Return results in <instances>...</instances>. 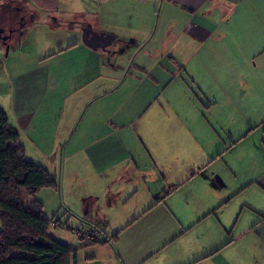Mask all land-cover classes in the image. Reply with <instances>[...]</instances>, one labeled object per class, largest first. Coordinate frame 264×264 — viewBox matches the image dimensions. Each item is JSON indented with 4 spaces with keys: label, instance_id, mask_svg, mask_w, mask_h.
Instances as JSON below:
<instances>
[{
    "label": "crops",
    "instance_id": "0c3cea01",
    "mask_svg": "<svg viewBox=\"0 0 264 264\" xmlns=\"http://www.w3.org/2000/svg\"><path fill=\"white\" fill-rule=\"evenodd\" d=\"M140 1L156 2L162 32L154 19L136 18L125 34L106 26L133 13L107 8L118 0H0V27L23 31L11 47L22 50L38 26L43 56L59 53L52 65L0 58V106L25 131L39 113V162L58 180L66 216L107 240L78 236L71 264H264V0ZM88 25L115 39L88 46L81 29ZM140 48L139 63L131 54L123 66L119 56ZM244 107L262 149L248 155L241 176V160L229 154L245 138L222 154L217 136L221 120ZM246 229L260 239L252 254L244 241L243 251L233 249Z\"/></svg>",
    "mask_w": 264,
    "mask_h": 264
},
{
    "label": "rangeland",
    "instance_id": "374dc122",
    "mask_svg": "<svg viewBox=\"0 0 264 264\" xmlns=\"http://www.w3.org/2000/svg\"><path fill=\"white\" fill-rule=\"evenodd\" d=\"M15 3H16V6H14V8L18 9L17 7L20 6V2L15 1ZM111 5L109 4L107 8L114 9V11L122 10L124 13L130 10L131 12H133V13H127L126 15L128 16V19H125V20L120 19L118 21H109L108 23H106L107 19L104 18V22L106 23V26L109 25V28L111 29L112 27L115 28V30L121 34H125L126 32L132 31V28H134L135 26H133L131 22L136 21V18L140 19L146 24H153V19L158 17L157 15L155 16L152 13L154 11L153 7L154 5H156V2H153V1L141 2L140 0H118V2H115L114 4H111ZM136 10H139L142 13H139V15H135L134 11ZM106 11L108 13L110 10H106ZM118 11L116 12L119 13ZM25 13L28 14V12H25ZM27 14H25V16H27ZM154 20L160 21L159 24L161 25V32H162L164 21H162L161 18L154 19ZM149 26L146 25V27H149ZM22 33L23 31H20L19 29H17L14 32V37L10 40V43H9V46H10L9 51H7L6 46L4 47V43L0 41V45H3L5 49L4 51H2V53H0L1 60L3 62L5 61L9 62L10 66H12L14 61L18 62L21 60V62L24 63L28 59H31V58L35 59L36 62L40 61L41 62L40 64L44 63V64L52 65L53 63H50V60L56 57L59 53L52 55V56H47V55L43 56V52L45 51L47 46L46 48L44 47L43 49L37 48L38 44L39 46H42L39 41L40 32H39L38 26H35L33 29L28 31V34H27L29 37L28 43H26L22 49L24 50V53L22 52L20 47L18 48L11 47V45L18 44L19 41L23 40ZM77 37H80V35ZM124 38L130 39L132 37L128 36ZM47 39L48 38L45 37V40ZM154 41H157V42L154 43ZM151 42L155 45L156 44L160 45L159 44L160 39H158L157 36H155ZM169 45H170V41L166 43L164 46H162L161 48H159L158 49L159 52L165 50V48L169 47ZM55 48L50 47L49 49L55 50ZM154 48L155 46L152 47V49ZM132 52L133 50H129L125 52L123 55L119 56V59L121 60L123 66L124 65L126 66L128 64L131 58V54H132L131 62H134V60H136L137 58L142 57L141 48L136 54L135 52L134 53ZM76 53L78 52L77 51L70 52V54L65 57H71V58L75 57L76 58L77 57ZM135 62H137V60ZM141 82H144L143 83L144 85V84H147V82H151V79L144 78L143 80H141ZM126 86L128 89L130 88L128 85ZM62 90H66V87H63ZM63 94L64 93H62V96L60 95V105L57 106L59 112L64 111V108L66 107V95H63ZM241 100L242 99H240L239 102ZM128 104L131 107V103L128 102ZM9 106L12 108L13 103L11 102ZM84 113L85 112L82 113L83 114L82 117H84V121H87V116ZM191 114L193 115L194 121H198V118L202 116L201 112L198 109L193 110L191 108ZM207 114L209 115V117H211L212 115L216 117V110L207 111ZM227 114H224L223 110H219V115L221 117H225ZM40 122L45 123L43 119H40ZM221 122L218 128L219 136H217V142L219 144V148H217V152H220L222 154L228 153L235 146L234 143L236 144L245 138L242 141V144L237 145V147L235 148V151L229 154V155L235 154L237 158L241 160V167L237 170V173L242 176V172L245 173L250 168V167L248 168V155H249V159L251 160V156H254L258 151L262 149V142H260L261 141L260 132H255L252 135V133L255 131V129H253L252 127L255 124L254 114L249 107H244L242 110L236 109V112L234 114L227 115V117L223 119V123ZM24 125H26V121L24 122ZM13 126L16 129H18L21 134L20 142L23 144L26 157L28 159L33 160L37 164H41V162H39V139H38L39 113H35V120L33 123L30 124L27 131H25V129L22 127L18 118L15 119ZM27 127L28 126L26 125V128ZM40 129L42 130V128ZM64 147L65 149H67L68 146H64ZM263 155L264 153H262L261 158L263 157ZM237 183H238L237 179L232 181V184L234 187L237 186ZM23 198L28 201L33 200V198L27 197L25 196V194H23ZM34 199L40 202H42L41 200H43L42 203L45 209L44 212L48 217L53 218L55 221H58L57 219H61L62 221V223H59L58 226L56 227L52 226L50 228V234L51 235L54 234L55 238H57L58 236L57 239L61 240L62 242L66 244L69 243L68 245L76 244V243L79 244L78 241L80 240V238L78 237L77 232L78 230H83L82 227H84L83 226L84 223L81 222L80 220L71 218V216H66L68 215V210L65 207V203H63L62 198H60V195L57 194V190L55 188H46V187L42 188L37 191V193L34 196ZM228 211L230 212V209ZM69 218H71V220H69ZM0 228H1V225H0ZM230 230L232 231V228H230ZM236 233H239L238 230H235L234 232H230L229 234H227L228 240H230ZM243 234H244V238H241L239 241H237L236 244L233 245V249H235L237 253H240V251H243L242 241H244V244H245L244 251H247L251 254L254 253L256 246L260 242L259 237L254 232L249 231V229H246L245 233Z\"/></svg>",
    "mask_w": 264,
    "mask_h": 264
},
{
    "label": "trees",
    "instance_id": "16d2710c",
    "mask_svg": "<svg viewBox=\"0 0 264 264\" xmlns=\"http://www.w3.org/2000/svg\"><path fill=\"white\" fill-rule=\"evenodd\" d=\"M58 184L46 168L26 157L19 131L0 106V264H71L78 249L48 234L61 219L48 217L42 202L23 198ZM77 234L91 244L107 242L90 230Z\"/></svg>",
    "mask_w": 264,
    "mask_h": 264
},
{
    "label": "water",
    "instance_id": "95a60500",
    "mask_svg": "<svg viewBox=\"0 0 264 264\" xmlns=\"http://www.w3.org/2000/svg\"><path fill=\"white\" fill-rule=\"evenodd\" d=\"M10 16L5 17L4 20L8 21L10 20ZM11 21H13V19H11ZM70 23H76L75 21L71 20L69 21ZM82 31H83V40L84 42L93 48L96 47H106L107 45H109L114 39L115 36L111 35V34H104V33H100L98 31L93 30V28L91 26H84L81 27ZM9 32H12V29L9 30ZM0 40L3 41L4 45H6L7 47V51H9V41L11 40V35H6V29L3 27H0Z\"/></svg>",
    "mask_w": 264,
    "mask_h": 264
},
{
    "label": "flooded vegetation",
    "instance_id": "af4514ba",
    "mask_svg": "<svg viewBox=\"0 0 264 264\" xmlns=\"http://www.w3.org/2000/svg\"><path fill=\"white\" fill-rule=\"evenodd\" d=\"M22 11H23V10H22ZM18 29H21V28L19 27ZM13 30H14V31H13ZM13 30H12V32H9V31H8V32L6 33V35H9V36L11 35V38H13V37H14V33H13V32H15V29H13ZM9 43H10V41H9Z\"/></svg>",
    "mask_w": 264,
    "mask_h": 264
}]
</instances>
